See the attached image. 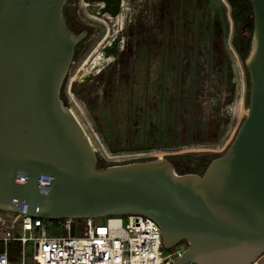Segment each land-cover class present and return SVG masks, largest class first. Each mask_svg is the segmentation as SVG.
Masks as SVG:
<instances>
[{
    "label": "water",
    "instance_id": "water-1",
    "mask_svg": "<svg viewBox=\"0 0 264 264\" xmlns=\"http://www.w3.org/2000/svg\"><path fill=\"white\" fill-rule=\"evenodd\" d=\"M67 1L0 0V210L49 219L144 214L166 248L187 242L177 264L255 262L264 253V0H250L246 116L201 174L179 173L168 157L100 166L61 94L85 36L69 27Z\"/></svg>",
    "mask_w": 264,
    "mask_h": 264
},
{
    "label": "rangeland",
    "instance_id": "rangeland-1",
    "mask_svg": "<svg viewBox=\"0 0 264 264\" xmlns=\"http://www.w3.org/2000/svg\"><path fill=\"white\" fill-rule=\"evenodd\" d=\"M124 5L125 10L119 18L122 20L120 24L125 25L128 32L125 35L126 40L119 48L118 57L113 56L112 59L108 58L110 61H105L104 38L96 45L85 44L80 47L65 84L67 103L90 136L99 164H122L168 157L185 170L189 168L191 160L183 155L197 158L202 154H223L234 139L249 106L246 100L244 64L233 46L232 30L227 40L222 42V48L228 50L236 66V91L231 93L220 79L211 76L200 86L201 90H198L196 99L203 112L205 126L208 127L204 132L205 137L195 140L190 134V138L183 144L160 146L157 142H149L155 135H160V140L162 132L156 134L157 122L148 120L154 112L148 109L145 111L142 100L147 97V90L152 89L159 97L160 110L166 108L171 100L173 95L169 83V69L174 55L172 50L184 34L187 17L182 11L172 14L168 0H125ZM133 16L135 22L129 27L128 20ZM134 25L138 26L136 36L133 34ZM101 29L104 31L103 26ZM244 33L249 35L247 31ZM123 58L128 60L126 67L122 66ZM71 84L72 91H69ZM161 97L168 101L163 103ZM216 121H223V124L218 132V139L212 140L211 129L207 123ZM160 122L169 133L170 118L167 116V119ZM140 147L143 148L137 149ZM43 220L47 225L48 235H66L59 219ZM97 220L102 222L103 217ZM183 244L186 245L187 242ZM28 254V263L31 264L32 249L28 250ZM258 264H264V256L259 258Z\"/></svg>",
    "mask_w": 264,
    "mask_h": 264
},
{
    "label": "trees",
    "instance_id": "trees-1",
    "mask_svg": "<svg viewBox=\"0 0 264 264\" xmlns=\"http://www.w3.org/2000/svg\"><path fill=\"white\" fill-rule=\"evenodd\" d=\"M169 10L172 14L184 12L186 21L183 28V36L179 39L172 50V66L169 69V83L172 89V98L166 108H159V97L152 89L147 90V97L142 100L144 110L153 111L154 114L148 120L157 122V131L149 139L156 144H170L178 146L183 144L190 134L195 140L203 139L207 128L203 121L204 115L196 102L197 94L201 85L211 76L216 77L224 83L225 87L234 93L237 89V82L234 81L235 71L233 59L228 50L222 48L223 41L227 40L232 30V43L244 64L247 80L246 100L250 97V75L246 68L245 61L250 53L252 33L254 28L253 5L250 0H168ZM228 12L229 15L228 16ZM189 30V31H188ZM247 31L249 35H246ZM122 66L128 65V60L121 59ZM154 82H156L154 80ZM199 90V91H198ZM132 94V93H131ZM62 95L66 96L63 88ZM143 97V96H142ZM163 103L167 102L161 97ZM161 111V112H160ZM160 116V119H159ZM170 118L171 129L169 133L162 125L164 119ZM223 121L207 123L211 129V139L219 137V130ZM159 130V131H158ZM220 153L202 154L197 158L193 155H183L191 162L188 169L173 161L179 173L196 172L203 173L213 158L220 156ZM108 164L100 165L106 167ZM81 226L84 219H78ZM186 242V241H185ZM183 242V243H185ZM187 245V244H186ZM4 250V242L0 240V253ZM21 244L12 241L9 244V258L14 264L20 259Z\"/></svg>",
    "mask_w": 264,
    "mask_h": 264
},
{
    "label": "built area",
    "instance_id": "built-area-1",
    "mask_svg": "<svg viewBox=\"0 0 264 264\" xmlns=\"http://www.w3.org/2000/svg\"><path fill=\"white\" fill-rule=\"evenodd\" d=\"M124 216H104L102 222L97 220L101 217L85 218L83 226L78 219L63 218L59 223L66 235H48L41 217L0 212V240L4 242L0 264H13L9 258L12 241L21 244L20 259L14 264H29V249L33 251L31 264H177L185 244L173 250L166 248L162 230L153 218L144 214ZM259 258L252 264H258Z\"/></svg>",
    "mask_w": 264,
    "mask_h": 264
},
{
    "label": "flooded vegetation",
    "instance_id": "flooded-vegetation-1",
    "mask_svg": "<svg viewBox=\"0 0 264 264\" xmlns=\"http://www.w3.org/2000/svg\"><path fill=\"white\" fill-rule=\"evenodd\" d=\"M74 1L75 0L67 1L64 7V12L67 17L69 27L76 33L85 32V36L76 47L72 64L75 62V59L79 55L80 47L84 46L87 43L89 45H96L101 41L102 38H104V40L106 39V42L103 43V53L106 58L105 61H110L113 56L118 55L119 48L121 47L122 43L126 40L125 35L128 32L126 26L120 24V21L122 20L119 19L120 14L123 13L125 10V0H77L79 2L78 4L77 1ZM106 7L108 8L105 9ZM86 15L92 19H89ZM134 18L135 17L133 16V18H130L128 20L129 27H132V25L134 24ZM109 25H112L113 27ZM102 26L104 27V31H102L101 29ZM137 29L138 26L136 25L133 30V34L135 36L137 35ZM111 31L112 33H110ZM109 36L110 39H107ZM108 58L111 59L108 60ZM66 79L62 87V90L64 88L65 93ZM69 91H72V84L69 86ZM62 96L67 102V97H65L64 95Z\"/></svg>",
    "mask_w": 264,
    "mask_h": 264
},
{
    "label": "bare ground",
    "instance_id": "bare-ground-1",
    "mask_svg": "<svg viewBox=\"0 0 264 264\" xmlns=\"http://www.w3.org/2000/svg\"><path fill=\"white\" fill-rule=\"evenodd\" d=\"M129 9V8H128ZM120 19V18H119ZM74 113H75V111H74Z\"/></svg>",
    "mask_w": 264,
    "mask_h": 264
}]
</instances>
